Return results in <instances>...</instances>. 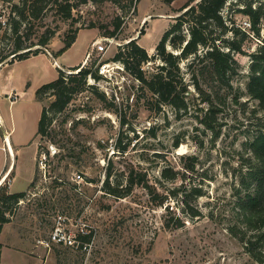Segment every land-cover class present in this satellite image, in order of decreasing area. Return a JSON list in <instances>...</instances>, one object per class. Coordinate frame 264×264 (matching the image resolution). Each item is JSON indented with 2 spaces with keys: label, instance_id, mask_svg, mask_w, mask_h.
Listing matches in <instances>:
<instances>
[{
  "label": "rangeland",
  "instance_id": "obj_1",
  "mask_svg": "<svg viewBox=\"0 0 264 264\" xmlns=\"http://www.w3.org/2000/svg\"><path fill=\"white\" fill-rule=\"evenodd\" d=\"M187 1L175 0L169 5L164 0L134 4L124 0L122 8L109 0L89 1L73 8L68 19L48 1L39 15L30 14L22 22L18 52L30 51L29 56L0 65V83L14 85L19 94L11 98L0 95V112L5 118V126L0 123V176L11 165L9 177L15 176L10 187L8 179L0 186L3 183L9 192H25L23 201L6 212L10 220L4 223L1 235L4 264H260L228 226L236 219L233 171L246 133L252 131V110L257 107V101L245 93V86L251 53L264 43V18L259 37L250 29L235 34L211 26L221 37L237 39L242 47V52L235 53L238 66L232 82L243 93L240 103L231 100L232 93L228 96L218 114L222 130L215 140L199 120L200 109L207 104L192 85L188 110L177 111L170 105L149 109L145 100L151 94H143L140 81L113 59L119 45L133 37L154 57L164 32L177 21V15L184 11L179 9ZM234 1L228 0L221 13L227 24L240 28L245 14ZM13 4L21 6V1L0 0V15L7 22L18 17ZM115 22H120L118 29ZM188 27L187 22L182 26L187 37ZM141 29L144 33L138 37ZM74 31L76 35L81 31L76 41L60 52L63 39ZM49 32L53 36L44 47L39 41ZM10 33L0 26V56L15 47V36ZM221 39L217 42L225 43ZM35 49L40 51L34 53ZM167 49L172 50L168 44ZM83 59L81 66L97 68L101 77H89L87 83L92 87L77 91L65 111L50 112L53 117L48 133L37 135L42 108L54 99L51 90L39 99L37 90L55 80L59 70ZM158 63L161 60L155 57L145 67L152 70ZM186 63L181 66L189 80ZM5 127L13 129L17 154L3 135ZM177 139L179 145L175 146ZM49 146L54 152L41 169L39 153L50 151ZM180 153L198 156L193 179L204 191L195 201L203 211L199 218L185 215L177 197L170 201L172 213L154 204L142 184H134L131 193L121 198L103 188L108 172L111 185L125 187L132 168L136 181L142 177L160 191L169 190L174 183L162 179L160 172L166 164L180 165ZM201 173H207L208 178H202ZM61 180L67 183L57 184ZM211 207L213 217L208 215ZM57 214L66 218L62 227L72 235L81 229L94 232L89 251L53 242L50 247L41 244L57 223ZM174 215L180 216L181 224L175 227V219H171L170 226H165V220Z\"/></svg>",
  "mask_w": 264,
  "mask_h": 264
},
{
  "label": "trees",
  "instance_id": "obj_2",
  "mask_svg": "<svg viewBox=\"0 0 264 264\" xmlns=\"http://www.w3.org/2000/svg\"><path fill=\"white\" fill-rule=\"evenodd\" d=\"M10 3L11 0H2ZM21 6L13 4V12L17 13L16 18H11L7 31L15 36L14 49L0 56V65L13 62L15 58H27L30 51L18 52L21 49L20 27L28 16L39 15L49 1L55 8H59L63 17L68 19L72 16V9L78 4L87 2L99 3L107 0H20ZM119 7H123L124 0H109ZM140 0H128L129 4L137 3ZM175 0H164L171 5ZM228 0H188L180 9L184 10L177 15V21L172 23L164 32L160 42L156 46V54L150 56L147 49L137 43L136 38L129 39L124 45H119V49L113 59L123 63L124 68L140 81L139 88L142 93H150L151 97H146L145 104L149 109H160L162 105H170L177 111H186L191 106L190 85L197 90L200 100L206 103L202 107L199 120L205 129L211 132L212 140L220 136L222 122L218 120V114L227 103L228 96L232 93V99L240 103L239 98L243 92L238 87H234L232 82L237 74L238 62L235 53L242 52L239 41L234 38L227 39L216 33L215 27L221 31L230 29L232 32L245 33L241 27L226 23L221 13ZM236 5L240 3L238 9L248 15L251 20L250 30L257 37L260 36L261 19L264 18V3L257 0H235ZM188 23V37L182 32L184 23ZM231 24L232 20L229 19ZM120 22H115V28H119ZM144 33L139 30L138 37ZM47 34V33H46ZM50 36L43 35L39 44L47 47ZM76 31L63 39V46L59 50L63 52L68 49L76 39ZM225 41L218 43L217 40ZM167 41L169 43H167ZM167 44L172 50L167 49ZM38 53L40 49H35ZM252 61L247 74L245 93L257 101V107L253 108L251 123L253 126L251 133H246L243 141V149L240 151L239 163L233 172L235 184L232 187V194L235 197L234 215L235 221L228 226V230L235 235H239L244 243L245 251L258 263L264 264V43L251 53ZM158 57L155 69L148 70L145 65ZM10 58V59H8ZM186 63V70L190 75L189 80L181 66ZM69 70H76V73L66 74L63 69L59 70V76L48 83H45L37 90V97L41 99L43 94L51 90L54 99L48 106H43L38 122L37 135L48 133L52 123L50 112L54 114L62 113L69 106L77 91L92 87L87 83L89 77L99 79L101 75L98 69H92L80 65L70 67ZM144 94V93H143ZM146 96V95H145ZM242 104V103H241ZM175 146L179 145V139L175 141ZM180 165L166 164L160 172V177L174 186L169 190L160 191L155 185L142 181L140 177L136 181L134 169H128L127 185L116 186L109 183L110 172L104 180L103 188L106 193L116 198L129 195L134 184H142L147 189L150 199L158 206H165L172 213L170 201L173 197L180 199V209L190 218H199L203 211L195 203L198 197L204 195L203 186L195 182L194 173L198 164V156L188 153L178 155ZM202 178H208L207 173H201ZM203 180V179H201ZM143 182V183H142ZM67 183L64 180L57 181V184ZM31 181L30 185L32 186ZM25 195L24 191L9 192L4 185L0 186V233L4 223L9 222L7 209L18 204ZM214 207L209 209L208 215L213 217ZM8 209V210H10ZM174 220V226L181 224L180 216H171L165 220V226H170V220ZM93 232L79 235L82 241L90 242ZM2 242L0 241V264Z\"/></svg>",
  "mask_w": 264,
  "mask_h": 264
},
{
  "label": "built area",
  "instance_id": "obj_3",
  "mask_svg": "<svg viewBox=\"0 0 264 264\" xmlns=\"http://www.w3.org/2000/svg\"><path fill=\"white\" fill-rule=\"evenodd\" d=\"M0 26L2 28H7L9 26L7 23V20L4 18L3 15H0ZM240 27L244 30L251 28V20H250V17L248 15H246V14L244 15V19H243ZM21 52H23V51H21ZM6 95L8 96V98L15 96V95H13V93H8ZM7 143H9V141H7ZM48 148L50 149V151H48L46 149L44 151H40V153H39L37 163H38V167L41 169L45 168L47 161H48V157L50 155H52L54 152L53 151L54 147L49 146ZM11 168H12V166H10L8 168V170L3 172V174L0 176L1 177L0 182L2 181L4 183L8 179V183L10 184L11 178L9 176L11 173V170H10ZM77 177L82 179L81 174H78ZM3 183L1 185H3ZM22 201H23V198L20 199L18 203H21ZM57 215H58L57 223L53 226V230L50 233V236L48 237V239L46 241L40 240L41 244H43L45 247H50V242H53V243L58 244V245H65V246H69V247H74V248L82 250V251H89V248L91 247V244L93 241L94 232L92 230H90L93 232L92 239L90 242L82 241L79 238V235L87 234L90 231H85L84 229H81L76 235H72L69 231H66L62 227V221H64L66 218L62 214H57ZM43 264H49V263L44 262Z\"/></svg>",
  "mask_w": 264,
  "mask_h": 264
},
{
  "label": "crops",
  "instance_id": "obj_4",
  "mask_svg": "<svg viewBox=\"0 0 264 264\" xmlns=\"http://www.w3.org/2000/svg\"><path fill=\"white\" fill-rule=\"evenodd\" d=\"M81 32V31H80ZM80 32H78V34H77V36H76V39H77V37H78V35H79V33ZM76 39H75V41H76ZM74 41V42H75ZM73 42V43H74ZM73 45V44H72ZM71 45V46H72ZM47 47H48V45H47ZM31 57V56H30ZM85 62V59H83V60H80L79 62H76V63H70V64H68L67 66H66V68H63V70H65V69H69L70 67H74V66H77V65H80V64H82V63H84ZM13 87H15L14 85H11L10 87H6V85L4 86V84H2V83H0V95H4L5 94V96H7L6 94H8V93H13V95H19L16 91H15V89L13 88ZM16 95H15V97H16ZM8 97V96H7ZM14 100H11V102H13ZM0 115H1V117H0V120L2 121V122H0L1 123V125L2 126H5L4 124H5V118H4V116H3V114H2V112H0ZM5 129H6V131L3 133V135H4V137H6L8 140L7 141H9V143L11 144L10 145V149H12V151L13 152H15L16 154L18 153V151H19V148H17L18 146H15V143H14V141L12 140V131H13V129L11 128V129H8V128H6L5 127ZM16 162V161H15ZM14 162V163H15ZM12 166V165H11ZM14 178H15V176H13L12 178H11V181H10V184H9V187H10V185L12 184V181L14 180ZM11 192V191H10ZM13 192V191H12ZM5 225L6 224H4V226H3V228H2V231H1V233H0V241H1V235H2V233H3V231H4V229H5ZM3 252H4V245L2 246V252H1V264H4V261H3Z\"/></svg>",
  "mask_w": 264,
  "mask_h": 264
},
{
  "label": "bare ground",
  "instance_id": "obj_5",
  "mask_svg": "<svg viewBox=\"0 0 264 264\" xmlns=\"http://www.w3.org/2000/svg\"><path fill=\"white\" fill-rule=\"evenodd\" d=\"M0 117H1V115H0ZM0 122H2V121L0 120Z\"/></svg>",
  "mask_w": 264,
  "mask_h": 264
}]
</instances>
